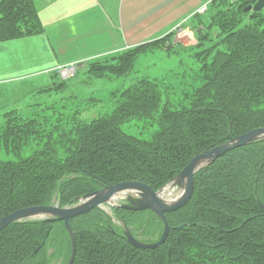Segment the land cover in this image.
I'll return each mask as SVG.
<instances>
[{
    "label": "trees",
    "instance_id": "16d2710c",
    "mask_svg": "<svg viewBox=\"0 0 264 264\" xmlns=\"http://www.w3.org/2000/svg\"><path fill=\"white\" fill-rule=\"evenodd\" d=\"M243 6L238 14L249 13L251 21L261 11L246 12ZM234 13L220 14L217 28L226 50L217 48L205 64L186 105L174 108L161 99L162 86L141 78L120 90L113 109L94 120L59 111L56 122L40 132L50 119L46 114L34 122L8 116L17 115L16 110L1 115L0 148L17 160L0 161V218L48 205L54 197L60 206L69 205L103 184L139 181L157 190L193 156L263 127L264 36L256 23L234 30ZM41 31L32 0H0V40ZM147 44L90 64L98 74L124 75ZM131 119L156 127L148 138L132 135L121 127ZM44 137L49 142L40 146ZM33 140L38 142L32 145ZM23 147L38 150L21 157ZM114 214L134 235L142 227L148 238L141 240L159 238L162 222L149 210L117 207ZM165 217L169 230L164 242L144 249L129 244L123 227L98 208L71 218L72 264H264V139L232 148L196 171L188 202ZM55 244L68 258L70 238L62 222L10 223L0 231V264H49L53 255L47 249Z\"/></svg>",
    "mask_w": 264,
    "mask_h": 264
},
{
    "label": "rangeland",
    "instance_id": "374dc122",
    "mask_svg": "<svg viewBox=\"0 0 264 264\" xmlns=\"http://www.w3.org/2000/svg\"><path fill=\"white\" fill-rule=\"evenodd\" d=\"M242 4L244 5V10L250 2L249 0H217V2H213V5H209L208 12L200 14L196 21L186 19L178 25L177 30L182 32L177 34V38L173 39V37L168 36L164 40L159 41L156 38L150 44H147V42L144 49H141V53L135 55L132 69L128 73L119 76L108 72L95 73L96 69L90 64L91 59H87L83 64L77 66L76 71L78 70V72L74 77L67 79L65 83H54L52 81L57 76L56 69L55 67L44 68L48 61L46 54L44 56L40 38L32 36L24 39L22 43L25 42V45L22 49H25L26 52L25 66L15 67L14 63L11 65L7 63L5 66V60L0 59V79L28 73L27 98L26 102L23 101V104H26L25 109L17 110V115L12 113L8 116L22 118L21 120L28 119L34 122L36 117H45L46 114V118L50 119L43 126L40 127L39 125L40 128L38 130L40 132L45 130V127L50 125V122H56L55 114L59 111L68 116L78 112V118L81 120H94L113 109L120 90L135 84L141 78L153 80L158 84V87L162 86L165 91H161V99L167 98L174 108L181 107L182 104L186 105L193 88L201 83L205 64L218 51L217 48L220 47L221 50H226L223 45L225 36L218 34L217 21L220 14L227 11L233 13L236 11L238 14V6ZM256 15L258 17L252 19L253 21H251L249 13L235 15L234 30H238L249 22L256 23L258 24L259 32L264 36V8ZM210 20L211 22H209ZM221 42L222 45L220 46ZM210 46L211 48H209ZM119 52L121 51L110 52L107 53L108 55L102 56H107L109 59L112 57L111 55H116ZM12 79L13 83L11 84L9 82H7L9 84L3 83V80H0V86L6 84L7 89L5 98L0 96V109L10 102V89L19 86L20 82H22L19 77ZM23 104L21 103L15 108H19L21 105L24 107ZM3 118L0 117V129L5 122ZM121 127L129 134L148 138L156 126L150 122L146 123L145 120L131 119L122 124ZM45 141L44 137V140H41L39 145L41 146ZM36 142L38 141L33 140L32 145H35ZM47 142H49V139H47ZM33 150L35 152L38 148L23 147L21 157L30 155ZM12 160H17L14 153L0 148V161ZM178 193L179 190L174 189L170 194L173 196ZM171 196L168 197L170 198ZM54 198L50 204H54ZM33 218L38 219L39 216ZM118 224L115 225L119 226ZM131 226L132 228L134 227L133 225ZM142 230V227H138L135 230L137 236L133 234L139 240L148 238L147 236L144 237L145 234H141ZM55 245L47 249L53 255L49 264H66L69 257L67 258L65 251L59 250L58 245Z\"/></svg>",
    "mask_w": 264,
    "mask_h": 264
},
{
    "label": "crops",
    "instance_id": "0c3cea01",
    "mask_svg": "<svg viewBox=\"0 0 264 264\" xmlns=\"http://www.w3.org/2000/svg\"><path fill=\"white\" fill-rule=\"evenodd\" d=\"M33 1L42 31L0 40V59L5 60V66L7 63H14L15 67L26 65V52L22 49L25 42L22 41L32 36L41 40L48 61L45 69L133 47L165 35L173 26L184 22L205 0ZM27 76L28 73H24L0 79L6 84L13 83L12 78L19 77L22 81L10 89V102L0 109V116L18 110L15 107L26 102ZM6 84L0 86L3 98L7 95Z\"/></svg>",
    "mask_w": 264,
    "mask_h": 264
},
{
    "label": "water",
    "instance_id": "95a60500",
    "mask_svg": "<svg viewBox=\"0 0 264 264\" xmlns=\"http://www.w3.org/2000/svg\"><path fill=\"white\" fill-rule=\"evenodd\" d=\"M253 6H247L245 10L252 9L258 11L263 8L264 0H252ZM264 139V126L251 129L243 134L228 138L225 142L214 146L209 150H205L193 156L189 162L182 168V170L172 180V185L182 187L183 191L180 196L171 202H166L158 196V192L152 190L148 185L137 181H123L113 185L103 186L101 189L83 196V201L70 207L58 206H29L15 210L0 218V231H2L8 224L31 219L39 216L47 222L63 221L64 228L70 236L71 252L67 264H72L75 256L76 242L75 234L70 226V219L80 214L86 213L101 203L106 202L114 193L124 189L138 190V198H128V204L123 208L140 211L144 209L150 210L157 216L163 224L162 233L159 239L155 242H142L137 240L128 228H124L123 235L126 241L136 248H156L162 244L167 236L169 225L167 223L165 213L177 210L185 205L190 199L193 191V175L204 165L214 161L217 157L223 155L226 151L249 144L253 141ZM37 250L34 251L36 253Z\"/></svg>",
    "mask_w": 264,
    "mask_h": 264
},
{
    "label": "bare ground",
    "instance_id": "6f19581e",
    "mask_svg": "<svg viewBox=\"0 0 264 264\" xmlns=\"http://www.w3.org/2000/svg\"><path fill=\"white\" fill-rule=\"evenodd\" d=\"M193 184H194V181H193ZM161 192H162V195H164V196H170V195H171L170 193H171L172 191H169V190L166 191V189H164V190H162ZM178 195H179V194H177L176 196H174L172 199L177 198ZM167 199H169V198L167 197ZM53 203H54V204H48V205L62 207V206L59 205V203H58V201H57L56 198H54ZM48 205H35V206H48ZM59 222H62V224H63V221H59ZM63 227H64V225H63Z\"/></svg>",
    "mask_w": 264,
    "mask_h": 264
},
{
    "label": "built area",
    "instance_id": "2783aa9c",
    "mask_svg": "<svg viewBox=\"0 0 264 264\" xmlns=\"http://www.w3.org/2000/svg\"><path fill=\"white\" fill-rule=\"evenodd\" d=\"M73 70L74 69L72 67H69L68 69L61 71V74H63V75L71 74L73 72Z\"/></svg>",
    "mask_w": 264,
    "mask_h": 264
}]
</instances>
